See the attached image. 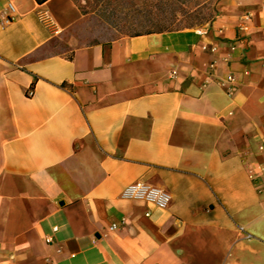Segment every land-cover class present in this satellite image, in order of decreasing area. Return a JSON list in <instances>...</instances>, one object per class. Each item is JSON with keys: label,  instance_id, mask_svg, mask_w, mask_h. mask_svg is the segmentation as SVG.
Returning a JSON list of instances; mask_svg holds the SVG:
<instances>
[{"label": "crops", "instance_id": "0c3cea01", "mask_svg": "<svg viewBox=\"0 0 264 264\" xmlns=\"http://www.w3.org/2000/svg\"><path fill=\"white\" fill-rule=\"evenodd\" d=\"M210 1L103 37L99 0H0V264H264V0Z\"/></svg>", "mask_w": 264, "mask_h": 264}, {"label": "rangeland", "instance_id": "374dc122", "mask_svg": "<svg viewBox=\"0 0 264 264\" xmlns=\"http://www.w3.org/2000/svg\"><path fill=\"white\" fill-rule=\"evenodd\" d=\"M210 0H99L101 6H91L88 10L95 11V15H98L101 18L110 17L109 21L102 22H89L90 28H93L95 32L99 30V33L103 35H111L129 32V31H138L142 29H148L151 27L147 21L139 20L141 16V9H165L166 18H172L176 12L185 14V17L191 18L194 22L198 18H205L210 12ZM215 2V0H213ZM103 6L104 4H107ZM160 6L158 7V5ZM103 9H108L111 14L103 12ZM131 10L132 14L128 13ZM191 10V11H190ZM92 14L91 16H93ZM90 16V17H91ZM97 16V17H98ZM152 16H149L151 18ZM128 18H132L128 20ZM192 21L181 22H166L168 26L178 25L181 26L184 24H191ZM98 29V30H97ZM104 37V36H103ZM251 238L250 235L245 236V239Z\"/></svg>", "mask_w": 264, "mask_h": 264}, {"label": "built area", "instance_id": "2783aa9c", "mask_svg": "<svg viewBox=\"0 0 264 264\" xmlns=\"http://www.w3.org/2000/svg\"><path fill=\"white\" fill-rule=\"evenodd\" d=\"M200 33V30H198ZM232 77L229 76L227 78L228 81H231ZM28 95L32 94V90L27 92ZM260 172L264 175V161L260 163L258 166ZM121 198L128 200H138L144 201L153 205L158 209H164L168 203L171 201L170 194L163 190L161 187L153 186L142 181H137L131 183L124 187V189L120 193ZM148 215V213H146ZM117 228V224H111L109 229L113 230ZM249 237V235H246ZM49 241V240H48Z\"/></svg>", "mask_w": 264, "mask_h": 264}, {"label": "trees", "instance_id": "16d2710c", "mask_svg": "<svg viewBox=\"0 0 264 264\" xmlns=\"http://www.w3.org/2000/svg\"><path fill=\"white\" fill-rule=\"evenodd\" d=\"M36 1L39 2V3H41V2H43L45 0H36ZM211 14L212 13L209 12V14L207 15V17H205V18H198L194 22L192 20H186V21H192L193 23H191V24H184V26L183 25H181V26L184 28V27H190V26H194V25H201L203 23L202 19H209L211 17ZM186 21H183V23L186 22ZM166 22H173V23L178 22L179 23L181 21H174L172 19H167V18L165 20H149V21H147V23H149V25L151 27H149L148 29L149 30H151V29H154V30H171V29L179 28L180 27L179 24L176 25V26L173 25V27L172 26H168L166 24Z\"/></svg>", "mask_w": 264, "mask_h": 264}]
</instances>
